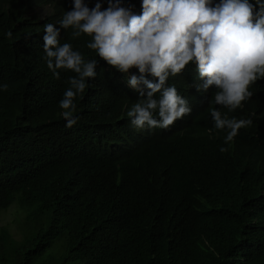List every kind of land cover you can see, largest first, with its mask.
Returning a JSON list of instances; mask_svg holds the SVG:
<instances>
[{
	"label": "trees",
	"instance_id": "trees-1",
	"mask_svg": "<svg viewBox=\"0 0 264 264\" xmlns=\"http://www.w3.org/2000/svg\"><path fill=\"white\" fill-rule=\"evenodd\" d=\"M128 2L138 14L139 0ZM70 9L0 0V217L17 207L10 229L0 226V264H264V88L232 112L218 107L252 121L233 141L212 127L204 99L152 162L122 118L127 74L86 48L89 36L61 29V44L97 59L66 128L58 101L75 73L52 77L41 30Z\"/></svg>",
	"mask_w": 264,
	"mask_h": 264
},
{
	"label": "clouds",
	"instance_id": "clouds-1",
	"mask_svg": "<svg viewBox=\"0 0 264 264\" xmlns=\"http://www.w3.org/2000/svg\"><path fill=\"white\" fill-rule=\"evenodd\" d=\"M104 3L102 8L95 0L89 8L86 0H71V9L41 30L42 58L52 77L59 78L58 70L75 73L58 101L66 128L79 118L74 98L85 93L86 78L97 75L96 58L85 60L70 43H60L61 29L69 28L72 38L89 36L85 47L127 74L133 97L122 118L138 137L130 145L141 146L150 161L156 162L165 138L181 130L201 100L209 104L212 127L225 131V143L252 123L222 115L218 107L232 112L245 106L256 84L260 92L264 88V0H139L138 14L128 0ZM7 87L0 83V92ZM211 130L203 129L208 136Z\"/></svg>",
	"mask_w": 264,
	"mask_h": 264
},
{
	"label": "rangeland",
	"instance_id": "rangeland-1",
	"mask_svg": "<svg viewBox=\"0 0 264 264\" xmlns=\"http://www.w3.org/2000/svg\"><path fill=\"white\" fill-rule=\"evenodd\" d=\"M16 210H17L16 205H13L10 208H8V210L4 211L0 217V226H6L10 229L11 220L13 219ZM11 231L13 232L14 237H16V239L22 238L23 231L20 230L18 226L14 225Z\"/></svg>",
	"mask_w": 264,
	"mask_h": 264
},
{
	"label": "bare ground",
	"instance_id": "bare-ground-1",
	"mask_svg": "<svg viewBox=\"0 0 264 264\" xmlns=\"http://www.w3.org/2000/svg\"><path fill=\"white\" fill-rule=\"evenodd\" d=\"M3 9V8H2ZM9 18V17H8ZM38 18V17H37ZM4 20V19H3Z\"/></svg>",
	"mask_w": 264,
	"mask_h": 264
}]
</instances>
